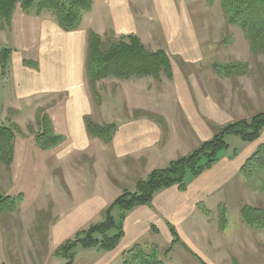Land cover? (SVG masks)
I'll use <instances>...</instances> for the list:
<instances>
[{
	"label": "crops",
	"instance_id": "1",
	"mask_svg": "<svg viewBox=\"0 0 264 264\" xmlns=\"http://www.w3.org/2000/svg\"><path fill=\"white\" fill-rule=\"evenodd\" d=\"M92 1L91 10L74 31L62 30L48 14H25L19 9L14 11L11 25L0 28V45L12 49L8 73L0 79V99L5 98L0 100V111L5 110L4 123L20 130L9 170L19 177L27 167L37 168V178L43 180L39 172L48 169L50 174L56 173V184L61 187L57 199L50 197V213H32L39 223L32 228L43 229L44 248L40 245L38 251L27 252L29 262L25 264H49L64 240L100 221L103 209L123 190L132 191L138 179L187 154L209 139L215 126L238 119L240 111L264 108L251 83L249 91L243 88L238 96L226 98L204 84L199 72L197 76L187 70L188 66H201L205 57L187 0ZM200 27L202 30L203 25ZM88 30L100 36L135 34L147 49L166 50L173 59L171 78L106 79L100 82L101 103L96 105L85 75ZM24 59L36 62L37 67L25 65ZM158 85L164 86L161 92ZM155 92L160 96L154 98ZM38 108L47 112L54 131L63 136L50 150L39 149L34 133L22 130L32 123L37 130ZM86 115L97 123L117 125L110 142L86 132ZM263 132L257 142L240 149L229 146L210 168L188 176L184 190L162 188L149 204L130 209L123 219V236L113 250L83 248L80 255L75 254L73 264H119L125 250L142 242L157 245L164 264L176 247L181 249L182 264H208L201 255L216 246L214 239L229 232L231 226L219 229L218 205L224 204L227 211L232 207L237 213L241 205L249 204L241 200L248 198L250 185L240 167L264 140ZM44 195V190L33 192V201L26 204L47 205ZM234 220L240 222V217ZM166 249L169 253L163 258ZM5 260L1 252L0 263L6 264ZM231 260L238 264L236 257Z\"/></svg>",
	"mask_w": 264,
	"mask_h": 264
},
{
	"label": "trees",
	"instance_id": "2",
	"mask_svg": "<svg viewBox=\"0 0 264 264\" xmlns=\"http://www.w3.org/2000/svg\"><path fill=\"white\" fill-rule=\"evenodd\" d=\"M92 0H0V28L11 25L14 11L19 9L25 14H48L64 31H74L84 15L91 10ZM220 8L228 24L239 27L245 36L249 50L254 55H264V0H219ZM12 49L0 45V78L9 70ZM172 57L164 49L149 50L135 34L114 35L109 32L100 36L92 30L87 32V50L85 75L92 99L96 105L101 103L100 82L106 79L127 80L135 77H151L161 81L172 76ZM25 65L37 67L36 62L24 59ZM214 71L221 76H236L248 73V64L239 60L227 63H213ZM37 130L34 142L41 150H50L63 141L57 134L52 121L43 109L38 108L35 116ZM86 132L108 143L111 141L117 125L115 123H97L90 116L84 117ZM264 129V108L249 117H242L222 125L215 126L213 135L199 143L190 152L171 160L165 167L151 170L143 179H138L132 191L123 190L102 211L101 220L89 224L75 235L64 240L54 251V255L64 259L63 264H73L78 245L82 248L113 250L123 236L122 223L126 212L140 204H149L154 193L162 188L177 186L184 190L187 177L199 175L210 168L220 158L229 144L228 136H236L245 143L257 142ZM20 130L16 125L0 123V164L9 169L13 160L14 142ZM233 150V155L235 153ZM241 174L257 190L264 192V140L257 143L255 149L240 167ZM18 197L0 195V213L16 210L22 201ZM113 211L117 213L116 217ZM204 213H208L204 209ZM217 222L220 230L227 226V208L224 204L217 207ZM243 224L264 232V206L243 204L239 209ZM173 240H177L170 227ZM169 249L163 251L167 257ZM160 251L154 243H136L122 254L120 264H164L159 257ZM205 264L204 262H201Z\"/></svg>",
	"mask_w": 264,
	"mask_h": 264
},
{
	"label": "rangeland",
	"instance_id": "3",
	"mask_svg": "<svg viewBox=\"0 0 264 264\" xmlns=\"http://www.w3.org/2000/svg\"><path fill=\"white\" fill-rule=\"evenodd\" d=\"M187 1L190 3L189 8L193 13L192 17L196 25V32L198 29L200 33L201 49L205 55L204 60L200 63L201 66L197 68H195V66H188L187 70L192 71L191 73H195L196 75L199 72V75L203 76L204 84L207 82L210 89L212 86L213 89H217V91L226 98L238 96V93L243 88L249 91L251 83L254 92L255 87L257 88L258 94L254 93V96L257 97L258 104L260 103V105L264 106V55H254L250 52L248 42L242 30L236 25L226 22L220 8L219 0ZM202 25L203 29L200 30V26ZM200 31H202L203 35H201ZM234 60L246 62L249 68L248 73L236 76H221L218 75L212 67L213 63L221 64ZM158 86H160L159 91L161 92L162 86ZM162 88H164V86ZM102 89L103 87L101 90ZM157 96L159 97L160 95L155 92L154 98ZM62 98L61 96V100ZM4 99L5 98H2L0 100ZM52 101L55 103L56 99ZM96 109L95 106V113ZM259 110L260 109L251 107L246 111H240L242 114L239 115L238 118L249 117ZM7 115H9V113ZM94 115L98 116L97 114ZM236 117L237 116L234 118ZM5 118H7V116L3 109L0 111V123L2 122V124L8 125V121H5V123L3 121ZM29 126L30 127H28V124L26 126L23 125L22 130L26 133H34L33 127H35V124L32 123ZM262 139H264V132L261 140ZM226 141L230 147L239 146V149L242 145H246L245 142L241 141L236 136H228ZM33 163H37V157L33 159ZM36 171L37 168L33 169L32 167H27L23 175L13 177L16 175L14 171L0 165V195L18 197V194L22 193L23 198L21 202H25L23 205L20 202L18 208L12 212L0 213V257L1 252H4L6 255V264H25V262H29L26 253H29V251H32L34 248L38 251L36 248L40 247L42 241L41 233L43 234L44 232L43 229L38 231L35 226L32 228L33 225H39L32 213L47 215L50 213V197L57 199L56 193L60 184H56V182H58L56 173L50 174L48 169H43L42 172H39V175H41L43 179L40 180L37 178ZM51 176L53 179H51ZM52 183L53 185H51ZM249 185L248 195L246 196L248 198L241 200L248 202L250 206H264V192L257 190L253 184L249 183ZM43 190L46 202H48L47 205L30 206L26 204L33 201V192ZM243 190H245V188ZM243 193L244 191H242V196ZM113 215L116 217L117 213L113 212ZM236 216L239 217V211L236 213V209L230 207L229 211H227V219L229 220L227 226L231 225L230 231H225L223 236L215 238L214 241L217 245H211V247L208 248L209 251L201 255L203 260L208 264H233L231 257H236L238 264H264V232L259 229L249 230L247 226H243L241 220L240 222L238 220L232 221V219H236ZM43 226H45L44 222ZM41 247L44 248L42 245ZM82 249L83 248L78 245L74 248L75 254H77V256L80 255ZM180 251L181 249L176 247L169 260L165 261V264H182L181 261L183 260L180 259ZM63 263V258L55 256L49 264Z\"/></svg>",
	"mask_w": 264,
	"mask_h": 264
}]
</instances>
